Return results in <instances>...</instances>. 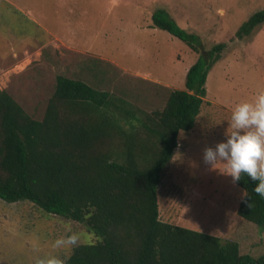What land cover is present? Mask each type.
Here are the masks:
<instances>
[{
    "label": "rangeland",
    "instance_id": "1",
    "mask_svg": "<svg viewBox=\"0 0 264 264\" xmlns=\"http://www.w3.org/2000/svg\"><path fill=\"white\" fill-rule=\"evenodd\" d=\"M158 8L204 49L226 44L207 75L194 127L179 133L161 174L159 218L234 241L240 253L264 254V231L236 213L242 191L222 166L217 170L202 160L205 147L225 139L235 105L264 92V23L244 39L234 37L250 15L264 9V0H0V90L35 119L42 118L59 75L147 112L161 109L171 90L185 89L197 54L152 26ZM74 234L76 242H68ZM95 240L80 223L27 201L0 199V264H63L74 246Z\"/></svg>",
    "mask_w": 264,
    "mask_h": 264
},
{
    "label": "trees",
    "instance_id": "2",
    "mask_svg": "<svg viewBox=\"0 0 264 264\" xmlns=\"http://www.w3.org/2000/svg\"><path fill=\"white\" fill-rule=\"evenodd\" d=\"M152 26L197 54L184 90H171L161 109L147 112L83 81L59 75L41 119L31 117L0 90V199L27 201L47 214L80 223L96 240L74 246L63 264H264V254L240 253L234 241L160 220L157 190L178 146L195 124L207 75L226 49H209L163 9ZM264 23L250 15L234 37ZM242 174L236 213L264 231V197Z\"/></svg>",
    "mask_w": 264,
    "mask_h": 264
},
{
    "label": "clouds",
    "instance_id": "3",
    "mask_svg": "<svg viewBox=\"0 0 264 264\" xmlns=\"http://www.w3.org/2000/svg\"><path fill=\"white\" fill-rule=\"evenodd\" d=\"M202 160L214 169L217 165L222 166L223 173L230 176L233 183L241 181L242 174L246 175L257 182L253 191L264 197V92L258 93L253 102L235 105L225 130V139L205 147ZM77 239L74 234L68 242L75 243ZM63 242L58 240L56 243Z\"/></svg>",
    "mask_w": 264,
    "mask_h": 264
}]
</instances>
